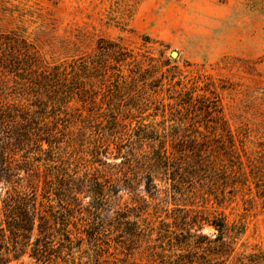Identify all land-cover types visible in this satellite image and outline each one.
Segmentation results:
<instances>
[{
	"label": "rangeland",
	"instance_id": "374dc122",
	"mask_svg": "<svg viewBox=\"0 0 264 264\" xmlns=\"http://www.w3.org/2000/svg\"><path fill=\"white\" fill-rule=\"evenodd\" d=\"M0 42L68 72L0 115V227L19 194L81 242L64 261L264 264V0H0Z\"/></svg>",
	"mask_w": 264,
	"mask_h": 264
},
{
	"label": "trees",
	"instance_id": "16d2710c",
	"mask_svg": "<svg viewBox=\"0 0 264 264\" xmlns=\"http://www.w3.org/2000/svg\"><path fill=\"white\" fill-rule=\"evenodd\" d=\"M1 45L2 43L0 42V46ZM9 52L11 53V49H9ZM118 54L121 53L118 52ZM95 64L96 66L92 61L82 59L77 64V67L78 70L88 73L89 69L99 67L96 62ZM24 71V66L19 63L16 56L13 54L5 56V51L0 50V73L4 76L10 74L14 77V84H8L4 79L0 80V105L9 102V105H6V109L0 108L1 116H4L6 111L7 113H10L11 111V115L17 114L18 106L14 105V103L25 100L27 101L30 97L34 99L33 104L37 106L38 110H45L46 103L49 106L50 104L55 106L63 95L62 93H65L63 87H65V82H68V80H66V77L60 78V76L68 75L66 70L52 68L49 72L40 75L38 80L35 79V82H32V78L27 77V72ZM80 82L81 80L72 81V83L75 84H80ZM76 88L77 86H75L74 89ZM62 89L63 92L61 91L58 93ZM29 90H31L30 93L28 92ZM41 93L45 95V98ZM40 96H42L43 99L39 98ZM32 99L29 105H32ZM36 112L37 111L34 113ZM3 171L4 169L1 168L0 180L8 182L2 176ZM93 187L94 190H92V193L97 196L96 189H98V184L95 183ZM36 210L37 207L33 196L16 194L9 195L6 198V202L4 203V225L0 227V264L9 263L8 259L10 257H7V259L5 258V254L7 253H11L10 256L13 259L20 258L25 254L24 251L27 246L30 247V252L27 255L30 258L35 259L37 262H42V264L49 262L52 258V264H75L73 258L72 260L69 258V260L67 259L64 261V257L54 253H58V251L63 248L70 251L75 247H78L79 249L81 242L77 241L76 243H72L69 236L64 232V228H61L63 232H61L60 235L63 242H55V247L52 243L53 240L49 237V230H53V226H51L52 224L47 220L46 215L36 214ZM52 217L54 216L52 215ZM35 223H37L36 226ZM211 224L219 230L224 227V224L221 222L213 221ZM34 227H36V236L31 243H29L26 240L32 236ZM87 260L90 261H82L80 259L76 264H98L94 263L95 259L93 258H87Z\"/></svg>",
	"mask_w": 264,
	"mask_h": 264
},
{
	"label": "water",
	"instance_id": "95a60500",
	"mask_svg": "<svg viewBox=\"0 0 264 264\" xmlns=\"http://www.w3.org/2000/svg\"><path fill=\"white\" fill-rule=\"evenodd\" d=\"M175 54H176L175 52H172V53H171V56H175Z\"/></svg>",
	"mask_w": 264,
	"mask_h": 264
}]
</instances>
